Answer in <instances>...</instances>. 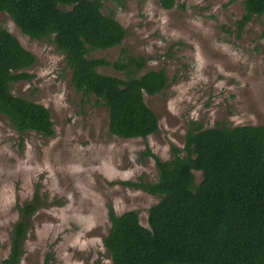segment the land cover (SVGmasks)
<instances>
[{"label":"rangeland","instance_id":"rangeland-1","mask_svg":"<svg viewBox=\"0 0 264 264\" xmlns=\"http://www.w3.org/2000/svg\"><path fill=\"white\" fill-rule=\"evenodd\" d=\"M96 1L125 30L113 47L87 45L89 57L111 63L96 70L124 80L150 70L168 78L164 89L140 100L153 128L144 136L115 134L105 99L76 88L54 35L33 37L0 12V26L35 56L13 72L28 76L11 81V92L44 105L52 122L51 134L20 131L0 112L1 258L10 253L24 208L36 202L21 264H112L104 245L110 207L117 214L134 210L148 226L149 209L160 199L126 182L157 181L156 159L184 153L197 131L264 126V14L240 29L243 0ZM129 56L146 65H113Z\"/></svg>","mask_w":264,"mask_h":264},{"label":"trees","instance_id":"trees-1","mask_svg":"<svg viewBox=\"0 0 264 264\" xmlns=\"http://www.w3.org/2000/svg\"><path fill=\"white\" fill-rule=\"evenodd\" d=\"M243 1L240 29L254 15L264 14V0ZM2 11L8 12L26 34L54 35L73 69L76 88L105 99L115 134L127 137L150 133L153 123L140 100L144 94L164 89L168 78L150 70L124 80L96 70L111 63L89 57L87 45L110 48L125 36L122 25L105 16L96 0H0ZM34 61L33 53L0 26V112L20 131L51 134L47 108L11 92V81L28 76L13 72ZM132 64L143 68L146 59L129 56L126 63H113L119 69ZM156 163L157 181L126 182L160 197L149 209L148 226L140 222L136 211L117 214L110 207L111 226L104 245L112 264H264L263 125L202 129L189 136L184 153L168 160L157 158ZM37 207L32 202L24 208L25 213L11 230L10 253L0 257V264H21L29 216Z\"/></svg>","mask_w":264,"mask_h":264}]
</instances>
